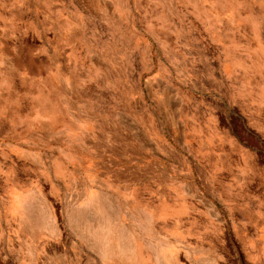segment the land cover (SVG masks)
Instances as JSON below:
<instances>
[{"label":"rangeland","instance_id":"374dc122","mask_svg":"<svg viewBox=\"0 0 264 264\" xmlns=\"http://www.w3.org/2000/svg\"><path fill=\"white\" fill-rule=\"evenodd\" d=\"M0 264H264V0H0Z\"/></svg>","mask_w":264,"mask_h":264}]
</instances>
